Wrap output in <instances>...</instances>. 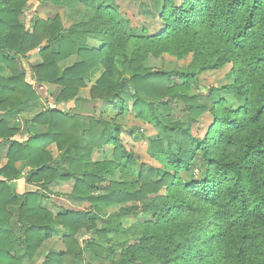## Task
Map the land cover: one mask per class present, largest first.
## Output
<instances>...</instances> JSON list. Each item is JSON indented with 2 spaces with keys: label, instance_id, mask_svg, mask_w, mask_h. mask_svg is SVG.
Masks as SVG:
<instances>
[{
  "label": "trees",
  "instance_id": "trees-1",
  "mask_svg": "<svg viewBox=\"0 0 264 264\" xmlns=\"http://www.w3.org/2000/svg\"><path fill=\"white\" fill-rule=\"evenodd\" d=\"M31 1L71 9L76 23L66 28L58 16L29 28L21 17ZM141 2L155 30L124 17L115 0H0V65L11 73L0 76L3 264L34 260L58 232L65 249L42 264H264V0ZM36 49L34 81L57 89L40 112L23 65ZM166 56L192 60L167 70ZM230 65L226 84L198 86L200 75ZM98 70L88 102L105 103L114 118L58 108H80ZM131 106L155 130L151 162L121 138L118 119ZM107 147L112 159L94 161ZM22 179L38 190L19 195L13 183ZM61 184L71 192L52 190ZM48 194L61 198L51 200L60 212L42 204Z\"/></svg>",
  "mask_w": 264,
  "mask_h": 264
},
{
  "label": "rangeland",
  "instance_id": "rangeland-1",
  "mask_svg": "<svg viewBox=\"0 0 264 264\" xmlns=\"http://www.w3.org/2000/svg\"><path fill=\"white\" fill-rule=\"evenodd\" d=\"M179 1V0H178ZM117 5L119 6L122 15L126 17L127 19H130L132 22H135L139 20L140 18H143L151 30H155L158 26L154 22V18L144 14L141 15L140 13V5L141 0H115ZM149 3V2H147ZM76 9H81L83 11L85 7L83 5L78 6ZM62 17L64 26L66 28L72 27L76 21L71 16V9L67 8H59L52 4H44L38 1H31L28 3L27 10L25 11L24 15L21 17L22 22L26 24L27 27L31 28L32 24L37 21H47L51 19H55L56 17ZM89 45L92 47H95L97 49H101L102 44L94 41H89ZM40 49H36L33 53H31L29 59H25V68L28 72V80L29 82L33 83V87L35 90L38 91L41 99L38 102L35 109L37 111H42L45 108H49L52 106L53 101L51 98V93L55 92L57 89L55 86L49 87V86H40L36 84V82L33 79L32 74V68L34 66H37L40 64ZM192 57H189L185 60H177L175 57L166 56L165 62H166V69L167 70H180L183 68H186L191 63ZM77 61L76 57H73L71 59H68L66 61H63L61 65L63 67H69L73 65ZM232 66H227L224 69L216 72H208L200 75L197 78V84L198 86H201L202 88L211 87V86H220L223 84H226L229 81L228 75L231 70ZM102 70H98L95 75L93 76L92 80L87 82L88 87L85 89H82L79 98L83 101L80 102V108H75V103H62L61 105H58V108L61 110H72L73 113L83 115V116H91L96 118H114L112 114L105 113V108L107 105L102 102L98 103H89L88 100L91 99L90 96V89L91 86L94 84V82L101 76ZM196 93V91L194 90ZM138 111L133 109L131 106L129 108V112L122 118L118 119V123L123 125V131L121 134V138L123 140V143L125 144L126 148L138 153L142 159L145 162H151V159L149 158L146 146H147V138H150L155 135V130L147 125L144 124L138 117ZM23 118H20V127L24 128V121L25 116H22ZM27 118V116H26ZM211 118L210 116H204L202 118V122L200 124V130L195 128V134L203 135L204 129L207 127V125L210 123ZM132 132H135L138 136L139 140L136 138L133 139ZM16 139L19 141H24L27 139V134L24 133V130L22 133L16 136ZM1 144V143H0ZM114 152V147H107L104 148L101 152H97L94 154V161H105L108 159H112ZM7 162V161H6ZM52 190L54 192L58 193H69L72 190L71 184H61V185H54L52 186ZM61 198L58 197V195H51L48 194V198H45L42 201V204L46 207H50L55 211L56 213L60 212L59 209H57L52 203L58 202ZM68 204L66 205L67 208H71V206L76 207V204H74L70 199H68ZM142 218V217H140ZM140 218H126L122 220L123 226L125 228H129L133 224L137 223ZM144 220H147V218ZM64 232H58L56 233L53 238L46 244L45 248L43 249L40 258L36 259L33 263L28 264H42L44 261V256L46 253H49L51 251L58 252L59 250H64ZM43 254V255H42ZM3 255H0V264H3L1 262V258ZM5 258V257H4Z\"/></svg>",
  "mask_w": 264,
  "mask_h": 264
},
{
  "label": "crops",
  "instance_id": "crops-1",
  "mask_svg": "<svg viewBox=\"0 0 264 264\" xmlns=\"http://www.w3.org/2000/svg\"><path fill=\"white\" fill-rule=\"evenodd\" d=\"M25 61V60H24ZM23 61V65L25 66V62ZM10 71L8 69H6L4 67V65H0V76H4V77H8L10 75ZM1 115V113H0ZM23 118V117H22ZM20 121V117H18V119ZM5 156H6V151L3 149V147L0 145V168H2L5 164H6V159H5ZM4 179L0 177V181H3ZM13 186L16 190V192L19 194V195H24L28 192H35L38 190V188L34 187V186H31V185H28L26 183V181L24 179L22 180H18V181H15L13 183ZM52 203V202H51ZM62 251V250H59V252ZM48 254V253H46ZM40 258V256L36 257L34 260L32 261H28V262H25L24 264H28V263H33L36 259Z\"/></svg>",
  "mask_w": 264,
  "mask_h": 264
}]
</instances>
